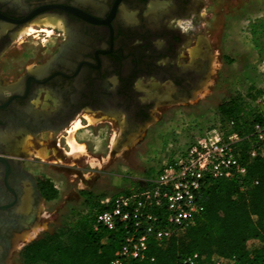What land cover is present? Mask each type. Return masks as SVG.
Listing matches in <instances>:
<instances>
[{
	"label": "flooded vegetation",
	"instance_id": "1",
	"mask_svg": "<svg viewBox=\"0 0 264 264\" xmlns=\"http://www.w3.org/2000/svg\"><path fill=\"white\" fill-rule=\"evenodd\" d=\"M235 2L0 0V264H15L45 200L44 182L26 169L17 139L56 132L83 110L121 116V136L137 135L156 104L187 101L203 88L209 47L224 43ZM45 18L59 20L64 37L4 80L18 34L30 25L53 27L38 23ZM190 47L201 50L180 54Z\"/></svg>",
	"mask_w": 264,
	"mask_h": 264
},
{
	"label": "rangeland",
	"instance_id": "2",
	"mask_svg": "<svg viewBox=\"0 0 264 264\" xmlns=\"http://www.w3.org/2000/svg\"><path fill=\"white\" fill-rule=\"evenodd\" d=\"M233 10L236 13L225 19L224 43L216 41L209 47L212 57L203 88L187 101L156 104L152 121L137 135L121 136V116L83 110L56 132L41 131L35 139L31 134L17 139L26 169L55 190L53 197L40 201L32 227L41 230L34 239L84 213L89 201L153 177L177 150L213 130L220 131L221 102L239 97L260 108L264 97V0H237ZM45 19L52 21L53 27L30 25L32 31L18 34L16 48L6 53L9 60L4 80L15 76L20 64L36 62L40 50L50 48L52 53V45L64 37L59 20ZM200 50L190 47L180 54L193 56ZM17 54L23 58L13 62L10 57ZM70 141L82 146V151L71 152ZM29 242L18 243L15 264H21L19 251ZM258 246L257 241L248 243L250 250Z\"/></svg>",
	"mask_w": 264,
	"mask_h": 264
},
{
	"label": "trees",
	"instance_id": "3",
	"mask_svg": "<svg viewBox=\"0 0 264 264\" xmlns=\"http://www.w3.org/2000/svg\"><path fill=\"white\" fill-rule=\"evenodd\" d=\"M218 115L222 126L233 121V129L240 133L262 119L256 105L239 97L221 102ZM247 147L242 141L240 155L247 168L243 178L205 180L194 224L165 242L150 240L152 260L123 264H181L193 253L204 256L200 264H216L215 258L233 259L230 264H264V159L248 158ZM41 191L45 198L55 194L48 183ZM98 200L89 201L86 211L70 222L25 244L19 251L21 264H109L120 246L121 232L94 228L95 215L103 208ZM250 241L259 246L250 250Z\"/></svg>",
	"mask_w": 264,
	"mask_h": 264
},
{
	"label": "built area",
	"instance_id": "4",
	"mask_svg": "<svg viewBox=\"0 0 264 264\" xmlns=\"http://www.w3.org/2000/svg\"><path fill=\"white\" fill-rule=\"evenodd\" d=\"M264 106V97L261 102ZM247 132L233 129L228 121L220 131L213 130L169 158L156 174L139 184L100 197L103 208L96 213L94 228L119 230L121 243L109 264L128 260H152L149 242H165L180 230L194 224L200 214V188L207 179L243 178L247 168L240 144L247 141L246 155L264 159V113ZM204 256L187 255L181 264H200ZM216 264L233 259L215 258Z\"/></svg>",
	"mask_w": 264,
	"mask_h": 264
},
{
	"label": "bare ground",
	"instance_id": "5",
	"mask_svg": "<svg viewBox=\"0 0 264 264\" xmlns=\"http://www.w3.org/2000/svg\"><path fill=\"white\" fill-rule=\"evenodd\" d=\"M58 22V21H57ZM41 23H43L44 25L47 26H53V22L50 21L49 19H43L41 20ZM30 31H32L31 27L25 28L24 30L20 31V34H23V32L29 33ZM24 35V34H23ZM77 125V124H76ZM69 147L71 152H75V151H82V146L80 147L78 144H76L74 141H70L69 142ZM43 227V226H42ZM41 230L40 227L36 226L33 229H31L29 232L25 233L22 240L26 241H31L33 240L37 234L39 233V231Z\"/></svg>",
	"mask_w": 264,
	"mask_h": 264
},
{
	"label": "water",
	"instance_id": "6",
	"mask_svg": "<svg viewBox=\"0 0 264 264\" xmlns=\"http://www.w3.org/2000/svg\"><path fill=\"white\" fill-rule=\"evenodd\" d=\"M259 107H260L261 111L264 113V106L262 104H259Z\"/></svg>",
	"mask_w": 264,
	"mask_h": 264
}]
</instances>
